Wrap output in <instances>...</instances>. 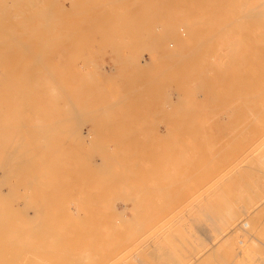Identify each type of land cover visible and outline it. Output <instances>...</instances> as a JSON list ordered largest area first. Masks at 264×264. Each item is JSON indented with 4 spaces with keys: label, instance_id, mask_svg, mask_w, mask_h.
<instances>
[{
    "label": "rangeland",
    "instance_id": "rangeland-1",
    "mask_svg": "<svg viewBox=\"0 0 264 264\" xmlns=\"http://www.w3.org/2000/svg\"><path fill=\"white\" fill-rule=\"evenodd\" d=\"M0 5V264L264 255L262 35L207 0Z\"/></svg>",
    "mask_w": 264,
    "mask_h": 264
},
{
    "label": "bare ground",
    "instance_id": "bare-ground-1",
    "mask_svg": "<svg viewBox=\"0 0 264 264\" xmlns=\"http://www.w3.org/2000/svg\"><path fill=\"white\" fill-rule=\"evenodd\" d=\"M208 2H210V3H214V4H217V3H220V4H222L224 7V11H223V13H221V14H219V15H217V19H216V21H215V23H216V25L215 26H218V27H220L221 29L223 28V30L225 31V36H227L228 37V35H229V37L228 38H230V36L233 34V33H229V32H235V30L238 32V34H242V33H244V32H248V33H256L255 35H262L261 36V39L258 41V44H256V47L258 46H263L264 47V0H244V4H248V1H249V5H247V7H246V5H244L243 4V1L242 0H207ZM246 2V3H245ZM2 6L4 5V4H1ZM0 5V6H1ZM219 11L221 12V10H220V8H219ZM216 14V13H215ZM214 15V14H213ZM216 16V15H215ZM211 18H213V17H211ZM247 20V21H244V22H248L249 24H248V26L247 27H244L243 25H239V23H238V20L240 21V20ZM2 20V19H1ZM214 20H215V18H214ZM243 24H244V22L243 21H241ZM236 23H238V26H236V28L234 29L233 27L235 26V24ZM246 24V23H245ZM245 28H246V31H245ZM207 32V31H206ZM220 32V31H219ZM237 34V33H236ZM237 34V35H238ZM205 35V34H204ZM222 35V34H221ZM220 35V36H221ZM200 36V35H199ZM235 37V36H234ZM200 38V37H199ZM227 38V39H228ZM233 38V37H232ZM231 38V39H232ZM250 38V37H249ZM258 38V37H257ZM242 40V39H241ZM232 42V41H231ZM252 42V41H251ZM228 43H229V41H228ZM233 44H234V42H233ZM238 45V44H237ZM250 45V44H249ZM33 46V45H32ZM229 46H231V44L229 45ZM255 46V45H254ZM9 47V46H8ZM228 47V46H227ZM262 47V48H263ZM224 48V47H223ZM230 49V48H229ZM250 49V48H249ZM260 49V48H259ZM264 49V48H263ZM262 49V50H263ZM261 50V49H260ZM226 51H228V49L226 50ZM225 51V52H226ZM248 51V50H247ZM264 51V50H263ZM262 51V52H263ZM224 52V51H223ZM240 52V51H239ZM256 52V51H255ZM212 53V52H211ZM254 53V52H253ZM169 54H170V57H171V55H174L173 53H170L169 52ZM168 54V55H169ZM255 54V53H254ZM222 55V54H221ZM224 55V54H223ZM256 55V54H255ZM262 55H264V53H262ZM232 56V55H231ZM208 57V56H207ZM214 58H215V56H214ZM263 58V57H262ZM170 59V58H169ZM224 59V58H223ZM210 60V59H209ZM256 60V59H255ZM258 60V59H257ZM263 60V59H262ZM256 62V61H255ZM258 62V61H257ZM262 62V61H261ZM263 62H264V60H263ZM262 62V63H263ZM217 63V62H216ZM215 63V64H216ZM234 63V62H233ZM211 64V63H210ZM260 64V63H259ZM263 70V69H262ZM261 70V71H262ZM60 71V70H59ZM7 72V71H6ZM220 72V71H219ZM203 73V72H202ZM5 74V73H4ZM47 74V73H46ZM39 80V79H38ZM41 80V79H40ZM55 81V80H54ZM238 81H240V80H238ZM37 82V81H36ZM43 84H44V82H43ZM237 84V83H236ZM235 84H234V82H233V86H234ZM69 87V86H68ZM52 88H54V87H52ZM65 88V87H64ZM218 88V87H217ZM40 89V88H39ZM46 89H47V87H46ZM198 89V88H197ZM51 90V89H50ZM63 90V89H62ZM86 90V89H85ZM22 91V90H21ZM58 91V90H57ZM210 91V90H209ZM37 94V93H36ZM22 95V94H21ZM28 95V94H27ZM48 95V94H47ZM17 97V96H16ZM46 98H47V96H46ZM49 99V98H48ZM13 100V99H12ZM18 101V100H17ZM59 101V100H58ZM24 102V101H23ZM26 103V102H25ZM24 104V103H23ZM0 106H1V104H0ZM21 106V105H20ZM19 106V107H20ZM74 106V105H73ZM3 108V107H2ZM8 108V107H7ZM224 108V107H223ZM1 110V109H0ZM3 110V109H2ZM12 110H14V109H12ZM72 110V109H71ZM70 110V111H71ZM179 110V109H178ZM211 110H212V108H211ZM98 111V110H97ZM46 113V112H45ZM86 113V112H85ZM48 114V113H47ZM51 114V113H50ZM53 114V113H52ZM12 115V114H11ZM11 120V119H10ZM124 122V121H123ZM9 123V122H8ZM21 123H22V121H21ZM24 125V124H23ZM15 127V126H14ZM4 128V127H3ZM225 128V127H224ZM14 129V128H13ZM54 131V130H53ZM83 131V130H82ZM50 132H51V130H50ZM52 133V132H51ZM11 134V133H10ZM15 134V133H14ZM5 136V134L3 135V137ZM52 136V135H51ZM5 138V137H4ZM6 138H7V136H6ZM12 138V137H11ZM10 138V139H11ZM9 139V140H10ZM7 140V139H6ZM15 140V139H14ZM8 141V140H7ZM12 141V140H11ZM21 142V141H20ZM144 142V141H143ZM8 143H9V141H8ZM124 144V143H123ZM14 146V145H13ZM12 145H11V147H13ZM8 147V146H7ZM26 148H27V146H25ZM138 147V146H137ZM153 147V146H152ZM10 149V148H9ZM13 149H14V147H13ZM124 150V149H123ZM14 151V150H13ZM4 152V151H3ZM17 152V151H16ZM6 153V152H5ZM10 153V152H9ZM120 153V152H119ZM13 155L15 154L14 152L12 153ZM11 154V155H12ZM27 156V155H26ZM10 157V156H9ZM18 157V156H17ZM33 157V156H32ZM13 158V157H12ZM26 158V157H25ZM8 160H9V158H7ZM16 160V159H15ZM14 160V161H15ZM9 161H12V160H9ZM25 161V160H24ZM13 162V161H12ZM20 162V161H19ZM22 162V161H21ZM32 162V161H31ZM13 163H15V162H13ZM80 163V162H79ZM16 164H17V161H16ZM16 164H15V169H16ZM20 164V163H19ZM19 164H18V167H19ZM10 165V164H9ZM22 165V164H21ZM7 166V165H6ZM35 166V165H34ZM17 167V168H18ZM21 167V166H20ZM19 167V168H20ZM25 167V166H24ZM5 167H3L2 168V170L1 171H3L2 173H4V169ZM164 168V167H163ZM14 169V168H13ZM13 169H11V171L13 170ZM24 169V168H23ZM23 169H21V170H23ZM149 169V168H148ZM10 170V169H9ZM8 170V168L5 170L6 172L7 171H9ZM25 170V169H24ZM11 171H9V172H11ZM20 171V170H19ZM9 172H7V174L9 175ZM14 172H12V177L14 178L15 176V178H17V177H20V175H19V173H18V170H17V172H15V173H18V174H13ZM27 173V172H26ZM28 174V173H27ZM29 174H30V172H29ZM86 174V173H85ZM84 174V175H85ZM134 174V173H133ZM4 175H5V177H6V174L4 173ZM11 175V174H10ZM83 175V174H82ZM91 175V174H90ZM29 176V175H28ZM89 176V175H88ZM86 178H87V176H86ZM30 184V183H29ZM34 184V183H33ZM136 188V187H135ZM143 188V187H142ZM147 212V211H146ZM205 212V211H204ZM207 212H205V214H206ZM213 214V213H212ZM203 216H204V214H202ZM208 214H206V218L204 219L205 221H208L209 220V225H210V220L212 221V223L213 222H216V218H213V216H207ZM246 217V216H245ZM192 218V217H191ZM100 219V218H99ZM126 219V218H125ZM97 220V219H96ZM242 220H244L243 219V214L241 213V211L240 210H234V209H230V211L227 213V221L230 223V227H232V229H230V231L232 230V231H235V232H238L237 230V228H239V227H241V228H243L242 226H245V227H248L249 226V222L248 221H243L242 223H241V221ZM50 222V221H49ZM53 223V222H52ZM102 223V222H101ZM201 223H204V222H201ZM206 223V222H205ZM241 223V224H240ZM206 225H207V223H206ZM212 225V224H211ZM210 225V226H211ZM178 228V227H177ZM138 230V229H137ZM140 230V229H139ZM239 230H241L240 228H239ZM244 230V229H243ZM230 233V232H229ZM35 234V233H34ZM225 234V233H224ZM251 235V234H250ZM130 236V235H129ZM30 237H31V235H30ZM33 237V236H32ZM132 237V236H131ZM226 238H228L229 237V234L227 235V236H225ZM128 238V237H127ZM130 239V238H129ZM128 239V240H129ZM170 242V241H169ZM125 243V242H124ZM118 246V245H117ZM237 246V245H236ZM244 246H246V245H244ZM257 246H253V247H251L250 249H249V256L251 257L250 258V260H251V262L253 263V264H258L259 262H261L262 260L264 261V255H261V251L260 250H257ZM175 249V248H174ZM260 249V248H259ZM246 250V249H245ZM207 251V250H206ZM211 252V250L210 249H208V251L207 252H205L204 253V255H205V257L206 256H208L209 255V253ZM261 252V253H260ZM168 254H170V253H168ZM82 255H84V259H85V255H87V254H82ZM89 255V254H88ZM139 255V254H138ZM203 255V254H202ZM202 255H199L197 258H195V260L196 261H202V260H200V259H203V258H205V257H203ZM261 255V256H260ZM135 256V255H134ZM200 256H202L201 258H200ZM87 257V256H86ZM145 257V256H144ZM173 257V256H172ZM209 257V256H208ZM207 257V258H208ZM89 258V257H88ZM140 258H142V257H140ZM200 258V259H199ZM123 259V258H122ZM137 259V258H136ZM136 259L134 260V261H136ZM206 259V258H205ZM80 260H81V258H80ZM130 261H132V260H130ZM141 261V260H140ZM173 261V260H172ZM123 262V261H122ZM133 262V261H132ZM154 262V261H153ZM157 262H159V261H157ZM125 263V262H124ZM136 263H139L138 261L136 262ZM143 263V262H142ZM148 263V262H147ZM151 263V262H150ZM160 263V262H159ZM198 263V262H197ZM105 264V263H104ZM129 264V263H128ZM153 264V263H152Z\"/></svg>",
    "mask_w": 264,
    "mask_h": 264
}]
</instances>
